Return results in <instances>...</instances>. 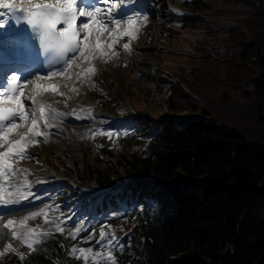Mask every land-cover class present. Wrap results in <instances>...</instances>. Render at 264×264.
Segmentation results:
<instances>
[{
    "label": "trees",
    "instance_id": "16d2710c",
    "mask_svg": "<svg viewBox=\"0 0 264 264\" xmlns=\"http://www.w3.org/2000/svg\"><path fill=\"white\" fill-rule=\"evenodd\" d=\"M190 10L171 23L186 53L154 55L189 90L159 88L168 106L198 117L105 148L133 181L123 196L138 203L111 220L125 240L116 257L120 264H264V0H194ZM148 80L136 83L144 93L153 88ZM86 160L79 178L100 191L116 184L96 151ZM64 228L58 264H85L71 253L80 240Z\"/></svg>",
    "mask_w": 264,
    "mask_h": 264
},
{
    "label": "rangeland",
    "instance_id": "374dc122",
    "mask_svg": "<svg viewBox=\"0 0 264 264\" xmlns=\"http://www.w3.org/2000/svg\"><path fill=\"white\" fill-rule=\"evenodd\" d=\"M193 1L194 0H152L154 3H152L150 6V13L146 12L147 20H143L144 16L139 20V31L137 32L136 37H127L128 41H131V44L133 43L132 45H134L131 53L125 52L123 50V44L119 43L116 45V50L119 52L118 56L114 57L108 62L100 59L92 62L91 66L96 69V72L89 79L86 80L83 77H77L75 73L80 69L74 66L72 73H70L73 75V79L71 80L72 82H67L61 77H57L52 81L43 82L59 84L64 90L63 93H68V98L71 97V100L74 98V96L75 98L73 100H76L77 94L79 92H83L80 96H84V98L85 96H88L90 98L89 100L91 101L89 106H85L84 109L79 108L77 111H75V115H72L70 120L68 119L64 122H68L69 124L60 129V134H70L69 136L71 139H69L68 142H64V144H61V146H58V148L56 146L50 145L54 144V142H49L51 139L56 138L48 137L47 143L41 142L33 144L29 147L33 149L38 148V154L34 155L37 157V159H25L18 163V167L24 170V176H26L28 171L31 173L29 176H27L29 177V184L31 185V188L28 189L27 201H33L37 199L41 201L38 205L36 204L37 207H40L39 211L33 209L34 205L20 207L18 210V212L22 213L20 214V219H23L25 216H31L33 212H40L41 214L36 216L35 219L28 221V223L31 224L29 227H35L38 233H47V235L41 236L40 244H34V249L37 248L40 252H42L43 242L48 240V236H52V232L45 230V225L51 222V218L56 215L55 212L57 211H59V215L64 212V222H68V224L73 226L81 223L80 227L84 226V231L94 228L97 223L101 224L105 222L107 216H113V212H110V210H107L109 212L108 215H104L103 212H95V208H97L96 206L100 203L102 196L97 194V192H95L92 187H89L84 182V180L80 178H75L71 181L66 180L65 183L59 182L49 185V182L56 179L57 177L66 179L65 170L72 166L77 172L87 170L86 154L90 145L96 144L100 148L107 144L109 147L112 145L113 140L118 138V136L133 134L141 137L144 134H152L158 127V123L161 122L166 116L178 115L180 118H185L184 122H188L186 120H190L192 116L198 117V115L193 114L188 110H173L168 106L165 98L158 91V87L162 86L161 79H164L166 81L165 83L169 87L178 88L182 91L186 90V86L184 82L179 79L173 80L176 83L166 79L165 71L168 69L158 65L155 62L156 55H154L155 50L172 49L173 44H178V41L174 40L176 38L172 34L170 24L177 19V16L181 14H188L190 12L189 7ZM99 7L107 8L109 5H101ZM95 8H92V10ZM158 8L160 11H158ZM84 22H87V20L83 18L81 23ZM109 26L110 29L113 30L114 26L111 24ZM122 28H126L124 23H122L121 29ZM107 35L108 34H106V36ZM164 55L166 59H172V55ZM123 59L128 62V66L126 68L120 66L121 60ZM78 64H80V67H87V65H83L80 61H78ZM132 72H134L138 77L135 80L131 79L133 82L135 81V85L132 84L129 79H127V77ZM148 75L154 78V84L151 91L147 89L148 93H144L142 89L136 86V83H139V85L146 83L148 81ZM124 82H126L127 86H124ZM28 85L29 84H27V87H25V90L28 88ZM81 86L85 87V91H78L80 90ZM73 87H77L76 92L71 91ZM130 87L131 91L129 92ZM58 92L62 93L59 88ZM26 93H29L28 90ZM45 95L47 98L51 99V102H53L56 98L61 99V95H57L52 91L46 92ZM148 96L151 97V100H149L150 102L147 101ZM26 98L27 94L24 96L25 100ZM126 103L132 105L131 113L135 114L134 116H121L118 113V111L122 110ZM168 122L170 124H175L174 120H169ZM79 123L93 124L94 127H83L81 130H79L81 131L82 136L77 137L74 136V130L71 128L73 124L76 125ZM101 123L107 126L109 133L103 132L104 135L101 134L102 131L100 132V130H98V124ZM119 123L122 125V132L120 129L117 131L114 130V128H116ZM49 132H51V129H49ZM83 136H86V138H83ZM58 156L63 158V162H61L63 166H60L58 161L54 163V165H50L51 161L48 160V158L55 162V157ZM105 159L113 167V177L117 184L126 183L130 179L127 169L124 166H120L118 163V157L106 155ZM183 181L191 182V179L184 177L181 182ZM195 185H203L202 178L196 180ZM25 190L26 189L23 187L20 191L24 192ZM127 192L130 193L131 191L128 190ZM61 201L63 202V205L59 204ZM71 202L72 204H70ZM120 202L121 201L118 200L119 210L123 209L132 211L134 204L128 207L126 204ZM55 208L57 210H55ZM84 218H88L87 222L85 221L86 223L84 222ZM74 232L76 233V229H74ZM93 232L90 231L89 236L86 237L88 240L92 238ZM9 239L13 241L14 239L18 238H14L10 234ZM116 239L117 241L120 240L117 236ZM23 245V253L25 255V258L23 259L26 261L27 259H30L29 253L32 250L28 249L25 244ZM123 245L124 242L122 239L120 250L123 248ZM2 251H5V249L2 247V245H0V252ZM78 254L80 253L78 252ZM112 254L114 255L113 252ZM88 255L91 256V254ZM6 257L7 252L3 257H0V264H4L2 259H5ZM24 264L38 263L33 261L25 262ZM116 264H118L117 261Z\"/></svg>",
    "mask_w": 264,
    "mask_h": 264
},
{
    "label": "snow or ice",
    "instance_id": "6c2138e0",
    "mask_svg": "<svg viewBox=\"0 0 264 264\" xmlns=\"http://www.w3.org/2000/svg\"><path fill=\"white\" fill-rule=\"evenodd\" d=\"M101 3L109 7L84 10L78 8V0H0V8L24 13L25 22L36 32L40 47L48 55L50 63H64L63 71L37 75L35 79L28 80L24 84L18 83L20 77L13 74L10 77V86L5 91H0V205L6 207L9 204H18L22 199H28V189L31 188L29 177L23 175L24 170L14 167V162L37 159L32 153H28L27 149L33 144L47 143L49 129L54 127L51 121L63 115L52 105L38 99L42 93L48 91L63 95L58 92L60 85L42 82L52 81L57 77L71 81L73 75L70 73L74 66L80 69L75 75L87 80L96 72V69L91 66L93 61L97 59L110 61L119 55L116 45L121 37H136L139 31V15L129 17L127 30H121L122 22L114 19L113 10L117 9L118 3L124 4L125 0H101ZM2 15L4 13L0 12V16ZM82 17L86 18L87 22L80 23L78 27V21ZM143 20H147L146 14ZM110 24L115 25L114 31L110 29ZM4 27L5 24L0 23V28ZM10 39L13 41L11 45L22 48L24 51L22 54L16 53V59L9 62L14 66H25L30 63L29 43L23 40L15 43V37ZM123 50L127 53L132 52L128 43L123 44ZM70 53L73 54L71 58H69ZM6 59H8L7 54L0 48V61ZM78 61L87 67H80ZM29 83L34 88L29 97L31 103L26 105L22 101V97L25 96L23 88ZM71 91L76 92L77 89L73 87ZM21 187L26 190L21 192ZM40 214V212H33L31 216H25L19 221L6 219V223L0 226V238H3V230H11L14 238H20L28 249L35 250L34 244H40L41 236L47 233H38L35 227H29L28 221ZM16 215L17 213L0 214V219ZM56 230L63 233L65 228L59 227ZM79 231L80 229L77 228L76 233L78 234ZM105 235L101 231L99 240L109 249L106 256L92 248L79 249L80 255L77 256L75 247L71 249L72 255L78 260L83 259L85 264L89 258L88 254H91L92 264H116L112 251L119 242L113 238V242L109 244L105 240ZM72 238L75 239V236ZM11 248L12 245L9 244L5 251L0 252V257H3Z\"/></svg>",
    "mask_w": 264,
    "mask_h": 264
},
{
    "label": "bare ground",
    "instance_id": "6f19581e",
    "mask_svg": "<svg viewBox=\"0 0 264 264\" xmlns=\"http://www.w3.org/2000/svg\"><path fill=\"white\" fill-rule=\"evenodd\" d=\"M152 3H154V2H152V0H142V4L143 5H146V6H148L149 7V10H148V12L150 13V6L152 5ZM18 6H23V5H18ZM158 11H160L159 10V8H158ZM0 12H2V13H4V15H2V16H0V23H2V22H4V21H6L7 20V15H6V12L2 9V8H0ZM102 15H104L103 13H102ZM126 24H127V20L126 21H124ZM126 26V25H125ZM115 30V25H114V28H113V31ZM121 30H127V28L126 29H121ZM125 38H126V41H125ZM130 38V37H129ZM119 43H122V44H124V43H128L129 44V47L132 49L133 47H134V45H132L131 44V41H128V39H127V37H121V39L119 40V42H118V44ZM35 79V78H34ZM30 80H32V79H30ZM68 82V81H67ZM72 82V81H71ZM43 83V82H42ZM33 88H34V86L32 85V84H30V87H29V89L27 88L26 90H25V92L28 90V92L29 93H25V95L27 94V98H26V100L24 99V97H22V101L26 104V105H29L30 103H31V101H30V99H29V97H30V95H31V93H32V91H33ZM77 88V87H76ZM59 89L61 90V92L63 93L64 92V90L62 89V86H60L59 87ZM87 89V88H86ZM89 90V89H88ZM78 91H85V87L84 86H81L80 87V90H78ZM45 93L46 92H44V93H42V95L38 98V99H40L42 102L44 101V100H46V98H44V97H46V95H45ZM83 93V92H82ZM81 92H79L78 94H77V100H71L70 98H68V93H66V94H64L63 93V95H61V99H59V98H56L55 99V110L57 111V112H59V113H62L63 114V122L62 121H60V120H52L51 121V123L54 125V127L53 128H51L52 129V132H53V130L55 129V128H61L63 125H64V127L66 126V125H68L69 123L67 122V123H64V121H67L68 119L70 120L71 119V115H73L74 113H75V111L74 110H78L79 108H83L84 109V107L88 104V103H90V101L91 100H89L90 98L88 97V96H85V98L83 97V98H81L80 97V95L82 94ZM73 95V94H72ZM71 95V96H72ZM74 96V95H73ZM87 97V98H86ZM74 98H75V96H74ZM82 99V100H79V99ZM60 106H63V109L62 110H60L59 108H61ZM70 106H73L74 108L73 109H71V107ZM132 105L130 104L129 105V103L127 104H125L124 105V107L122 108V110H119L118 111V113L121 115V116H126V115H135V114H132L131 112H132ZM70 110H72V111H70ZM78 115V114H77ZM76 117V116H75ZM175 117V119L176 120H178V119H180V116H174ZM81 118V117H80ZM134 118V117H133ZM67 119V120H66ZM73 121V120H72ZM71 121V122H72ZM90 121V120H89ZM92 123V122H91ZM75 124V123H74ZM73 124V125H74ZM80 124V123H79ZM77 125V124H76ZM89 125H91V124H89ZM72 126V125H71ZM78 126H80V127H82L81 125H78ZM85 126V125H84ZM93 126V125H92ZM98 127H99V129H105L106 131H108L109 129L107 128V126H105L104 124H98ZM66 129V128H65ZM70 130V129H69ZM54 134L56 135V136H58L57 137V140L55 141V144H50V145H52V146H56V147H58V146H61V144H64V142H68V140H66V138H65V136H60V134L59 133H56V132H54ZM50 137H53V136H50ZM54 138V137H53ZM72 142V141H71ZM59 148V147H58ZM27 152L28 153H32V154H38L37 152H39V150H38V148H29V149H27ZM18 162L19 161H16V162H14V167H18ZM19 168V167H18ZM31 173L28 171L27 173H26V176H29ZM25 175V174H24ZM23 187H21V189H22ZM20 189V190H21ZM9 190H11V189H9ZM13 198H15V197H13ZM34 202H32L33 204L35 203V200H33ZM26 204H29L28 202H25V199H22L18 204H16L17 206H24V205H26ZM12 207V204H9V205H7L6 207L5 206H3V205H0V209H2V210H4V213H3V215H9V208H11ZM14 207V206H13ZM20 213H17V215L16 216H11V217H6V218H4V219H2L1 221H5L6 222V219H8V218H15L17 221H19V219H20ZM1 226V225H0ZM3 233L5 234V237H3V238H0V244L2 245V246H4L5 248H7V246L10 244V242H9V239H8V235H9V231L8 230H3ZM12 245V244H11ZM12 250H15V251H17L16 249H15V247L12 245V248H11ZM17 253H20L19 251H17Z\"/></svg>",
    "mask_w": 264,
    "mask_h": 264
},
{
    "label": "water",
    "instance_id": "95a60500",
    "mask_svg": "<svg viewBox=\"0 0 264 264\" xmlns=\"http://www.w3.org/2000/svg\"><path fill=\"white\" fill-rule=\"evenodd\" d=\"M187 119V118H186ZM190 119H192V117L190 118ZM170 120H173L172 118H170ZM185 119H180L179 120V122H183ZM189 120V119H188ZM188 120H186V121H188ZM184 123V122H183Z\"/></svg>",
    "mask_w": 264,
    "mask_h": 264
}]
</instances>
